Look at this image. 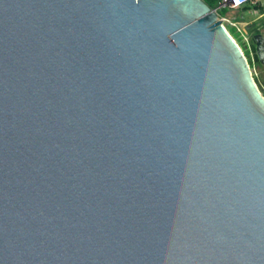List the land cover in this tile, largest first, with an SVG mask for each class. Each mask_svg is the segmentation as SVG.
<instances>
[{
	"label": "water",
	"instance_id": "obj_1",
	"mask_svg": "<svg viewBox=\"0 0 264 264\" xmlns=\"http://www.w3.org/2000/svg\"><path fill=\"white\" fill-rule=\"evenodd\" d=\"M0 264H264V92L204 0H0Z\"/></svg>",
	"mask_w": 264,
	"mask_h": 264
},
{
	"label": "trees",
	"instance_id": "obj_2",
	"mask_svg": "<svg viewBox=\"0 0 264 264\" xmlns=\"http://www.w3.org/2000/svg\"><path fill=\"white\" fill-rule=\"evenodd\" d=\"M204 1L211 7V9L217 10L220 17H232L236 21L248 22L246 29L251 38V48H252L253 55H251L248 47L243 41L244 40L243 37L240 35L237 29L232 26H228L229 27L228 29L230 30V33L233 35V37L239 43L242 42L244 53L247 56L252 69L262 72L263 66L259 62V59L256 53V45L253 41V37L254 35H257L260 33L264 34V18L260 21H254V22L249 23L250 20H247L248 17L247 16L243 17V16L244 14L247 15V12H250V11H257L260 14H264V2L262 0H252L238 7L228 5L224 8L218 9L222 3V0H204ZM254 77H255L256 82L258 83L262 91L264 92V84L259 80L258 76L254 75Z\"/></svg>",
	"mask_w": 264,
	"mask_h": 264
},
{
	"label": "built area",
	"instance_id": "obj_3",
	"mask_svg": "<svg viewBox=\"0 0 264 264\" xmlns=\"http://www.w3.org/2000/svg\"><path fill=\"white\" fill-rule=\"evenodd\" d=\"M252 0H222L221 5L218 9L224 8L228 5H232L234 7H238L241 5H244L245 3H248ZM217 11V10H216ZM224 23L229 24L232 27H235L237 31L240 33V35L243 37L244 42L246 46L248 47L251 55H253L252 48H251V38L248 34V31L246 29L247 24L242 21H236L232 17H221Z\"/></svg>",
	"mask_w": 264,
	"mask_h": 264
},
{
	"label": "crops",
	"instance_id": "obj_4",
	"mask_svg": "<svg viewBox=\"0 0 264 264\" xmlns=\"http://www.w3.org/2000/svg\"><path fill=\"white\" fill-rule=\"evenodd\" d=\"M263 2H264V0H262ZM254 13H256L255 15H257V16H254ZM250 14V15H249ZM245 16H247L248 18H250V20H251V22H254V21H260V20H262L263 18H264V14H260L259 12H257V11H250V12H247V15L246 14H244V16L243 17H245ZM250 16V17H249ZM242 22H244V23H246L247 25H248V22H246V21H242ZM250 21H249V23H251ZM263 83V82H262Z\"/></svg>",
	"mask_w": 264,
	"mask_h": 264
},
{
	"label": "rangeland",
	"instance_id": "obj_5",
	"mask_svg": "<svg viewBox=\"0 0 264 264\" xmlns=\"http://www.w3.org/2000/svg\"><path fill=\"white\" fill-rule=\"evenodd\" d=\"M256 13H254V16H257V15H255ZM250 15V14H249ZM250 17V16H249ZM247 20H250V18H248ZM250 22H251V20H250ZM226 24V23H225ZM226 26L228 27V26H230L229 24H226ZM229 28V27H228ZM244 41V40H243ZM240 45H241V47H242V49H243V44H242V42L241 43H239ZM253 72H254V75H256V76H258L259 77V80L261 81V82H264V67H263V69H262V72H259L258 70L256 71V70H253Z\"/></svg>",
	"mask_w": 264,
	"mask_h": 264
}]
</instances>
